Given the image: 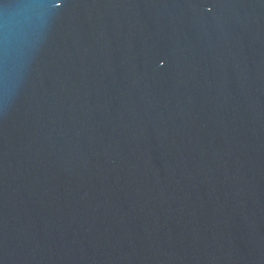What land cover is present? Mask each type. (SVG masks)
Wrapping results in <instances>:
<instances>
[{
	"label": "water",
	"instance_id": "water-1",
	"mask_svg": "<svg viewBox=\"0 0 264 264\" xmlns=\"http://www.w3.org/2000/svg\"><path fill=\"white\" fill-rule=\"evenodd\" d=\"M0 264H264V0H0Z\"/></svg>",
	"mask_w": 264,
	"mask_h": 264
}]
</instances>
